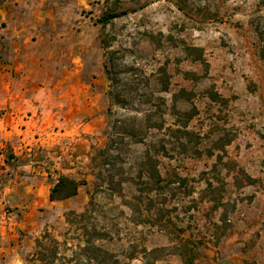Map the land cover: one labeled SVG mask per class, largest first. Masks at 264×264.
Wrapping results in <instances>:
<instances>
[{"label": "rangeland", "instance_id": "obj_1", "mask_svg": "<svg viewBox=\"0 0 264 264\" xmlns=\"http://www.w3.org/2000/svg\"><path fill=\"white\" fill-rule=\"evenodd\" d=\"M27 2V59L13 63L16 44L1 38H17L0 15V264H264V0ZM109 10L126 14L99 22ZM108 50L124 104L107 94ZM18 107L32 116L18 124L24 139L5 130ZM185 113L189 133L170 131ZM123 122L143 142L125 138L120 160L104 166L97 151ZM146 152L161 188L141 172ZM105 167L127 177L116 192ZM59 174L83 184L51 201ZM92 198L83 220L70 215ZM93 230L103 238H92L100 252L89 260L81 248Z\"/></svg>", "mask_w": 264, "mask_h": 264}, {"label": "trees", "instance_id": "obj_2", "mask_svg": "<svg viewBox=\"0 0 264 264\" xmlns=\"http://www.w3.org/2000/svg\"><path fill=\"white\" fill-rule=\"evenodd\" d=\"M126 14V11H117V10H109L106 13H103L101 15V17H99V22L106 24L108 23L110 20H112L113 18H117L120 17L122 15ZM106 46V45H105ZM184 51L186 52L187 55L192 56L195 60H199L200 62H202L204 64L205 67H207V62L205 61V59L202 56V50L199 47L196 46H189V45H184L183 46ZM115 54L114 51L108 50L106 51V59H105V71H106V75L110 81V88L107 92L108 97L110 99H112V101H114L116 104H124L126 99L120 94V92L117 90V76L116 73L113 70V55ZM107 62H111L110 65H108ZM163 71V75L165 76V78L163 77V82H164V89H167L168 86V78H166V72L164 69H162ZM184 92V91H182ZM214 95H212V98L214 100H217L218 95L216 93H212ZM178 96V95H177ZM177 96L174 95V101H176ZM176 97V98H175ZM192 113H185V117L183 120V128L181 129H171L169 128L170 131L172 132H181L182 134H188L189 131L186 129L187 127V122L189 121V119L192 117ZM151 117L150 115H148V120H150ZM121 127V130L118 134L119 140L117 141L116 139H113L111 136L109 137V142H108V146L98 150V154L99 157L102 160V164L104 166H109L112 164V166H114L116 164V162L118 160H120L121 158V154L124 151V149L126 148L127 142L124 141L125 138H130L133 143H139V142H143V137L140 131L137 132V130L135 129L134 126L129 127L127 126V124L125 122H123ZM150 128H156V129H162L163 128V122H158V123H152L151 125H149ZM115 151V153H112V151ZM162 152L163 154H167L164 146L162 145ZM140 167H141V172H144L146 174V176L148 177V180L151 182L152 186H149V188H161L164 185L161 183L164 179L161 177L159 171H158V167H157V159L154 158L153 156H151L150 154H148V152L145 153L144 157H143V161L140 163ZM113 169V167H112ZM111 168L105 167V170L108 171L107 174V181H108V186L106 187L107 190H109L110 192H116V190L120 189L121 183L125 182L127 180V177H120L118 180H116L115 177V173H112ZM96 176H101V170L98 171V173H96ZM142 174V173H141ZM249 180L250 177H248ZM100 181L104 182V180L100 177ZM83 184L82 182H80L79 180H76L74 178H70L64 174H59L58 177L56 178L55 182L53 183V185L51 186L50 190H49V194L48 197L51 201H58V200H64L70 197H73L75 195H77L78 193V189L79 186ZM101 188H103L102 184H99L98 182H95V189L96 190H101ZM119 188V189H117ZM93 198L90 200L88 207H86V209L80 213L79 215H76V213L74 212H70V215H72L73 217H79L80 220H83L87 213H89L91 205H93ZM95 230H93V233H91V239H88L85 243V245L81 248L82 254H85L89 257V260H91L92 258H98L99 257V252L100 249L97 248V246L92 242V238L95 237ZM104 236V235H103ZM96 239L99 238H103L101 233H97ZM105 254H108L107 252H105ZM92 255V257H90ZM45 256V255H44ZM105 260V258L103 259ZM186 263L188 264H192V261L190 258L186 259ZM104 264H119L118 260L112 261L111 263H104Z\"/></svg>", "mask_w": 264, "mask_h": 264}, {"label": "crops", "instance_id": "obj_3", "mask_svg": "<svg viewBox=\"0 0 264 264\" xmlns=\"http://www.w3.org/2000/svg\"><path fill=\"white\" fill-rule=\"evenodd\" d=\"M28 0H3V2L0 4V15H2L1 20L8 21V27L12 29L10 36H15L16 41L10 37V39H6V37L1 38L3 42H10V44H16L14 46L15 49L10 53L12 56V61L17 59L18 61L22 60V58H28L25 56H28L27 50L25 51L22 45V42L28 43L31 39L28 37V35L31 33V29L33 28L32 25L29 22V13H28ZM18 2V4H16ZM18 14H16V13ZM35 23V28L37 31V34L39 36H42V29H43V22L44 19L42 16H39L38 20ZM49 26H52L51 22ZM55 27H51V32L53 33ZM36 33V32H35ZM59 35V34H58ZM26 37V38H25ZM3 43V45H4ZM25 59V60H26ZM74 59H77L76 57ZM4 62L0 61V67L3 68ZM24 66L22 69L27 68V64H22ZM28 103V102H27ZM14 102L10 104L11 107H14ZM20 112V113H19ZM26 115V114H25ZM23 115V116H25ZM23 116H21L20 108L18 107L17 111H12L9 118L5 120V124L10 125L9 130H6L7 134H13V130L15 133L20 134L23 136L22 139L25 138V134L27 132L26 129L21 130V128H18V124H20L22 121L28 122L31 120L32 116H27L28 119L24 120ZM3 121V120H2Z\"/></svg>", "mask_w": 264, "mask_h": 264}, {"label": "built area", "instance_id": "obj_4", "mask_svg": "<svg viewBox=\"0 0 264 264\" xmlns=\"http://www.w3.org/2000/svg\"><path fill=\"white\" fill-rule=\"evenodd\" d=\"M4 160V151L0 149V161Z\"/></svg>", "mask_w": 264, "mask_h": 264}]
</instances>
